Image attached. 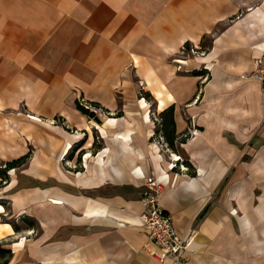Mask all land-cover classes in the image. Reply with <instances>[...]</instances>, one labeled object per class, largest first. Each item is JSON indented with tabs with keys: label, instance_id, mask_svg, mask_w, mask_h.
Wrapping results in <instances>:
<instances>
[{
	"label": "crops",
	"instance_id": "obj_1",
	"mask_svg": "<svg viewBox=\"0 0 264 264\" xmlns=\"http://www.w3.org/2000/svg\"><path fill=\"white\" fill-rule=\"evenodd\" d=\"M261 48L264 0H0V168L30 152L0 185L8 264H264ZM151 174L180 262L151 254Z\"/></svg>",
	"mask_w": 264,
	"mask_h": 264
},
{
	"label": "built area",
	"instance_id": "obj_2",
	"mask_svg": "<svg viewBox=\"0 0 264 264\" xmlns=\"http://www.w3.org/2000/svg\"><path fill=\"white\" fill-rule=\"evenodd\" d=\"M184 49H188L191 53L198 52L192 46L188 47L184 45ZM248 76L264 83V48H261L260 54L253 59ZM204 78L206 79L207 75ZM80 102L90 109L94 107L83 99H80ZM152 140L164 148H169L161 135L157 138L153 137ZM184 160L185 158L181 155H174L173 153L169 169L179 168L180 170H188L189 166L184 163ZM68 163L72 164L70 161ZM73 165L75 166L76 164ZM143 187L140 196L142 205L140 219L142 226L147 232L148 241L153 246L151 254L160 261L169 258L174 262H180L183 251L190 247L193 233L186 236L180 235L176 230L171 213L165 210L159 203V195L164 188L163 180L159 175L151 174L146 176L143 181ZM30 230H33V228Z\"/></svg>",
	"mask_w": 264,
	"mask_h": 264
},
{
	"label": "trees",
	"instance_id": "obj_3",
	"mask_svg": "<svg viewBox=\"0 0 264 264\" xmlns=\"http://www.w3.org/2000/svg\"><path fill=\"white\" fill-rule=\"evenodd\" d=\"M185 46H188V44L186 43ZM202 72V70H201ZM147 97L151 96L150 93L146 94ZM90 105L95 106V107H99L98 103L95 102H88ZM76 106L78 107V109H80L82 112L88 114L90 117H94L95 114L93 111L90 110V108L84 106L81 102L80 99L76 100ZM158 116H160L158 123H159V129H158V136L159 135H166V138L172 143L173 142V136H172V131H173V106H168L165 107L159 114ZM162 117V118H161ZM153 138V137H152ZM186 138V136L182 137L180 140L184 141ZM166 142V141H165ZM168 144V142H166ZM169 147V145H168ZM30 156V152L12 160L7 162L3 168H0V173H1V179L6 180L7 179V170L14 168L15 166H19L21 164H23L24 162H26V160L29 158ZM184 163L186 165L189 166L187 160H184ZM1 185V184H0ZM26 224L28 225H34V221L33 220H26L25 221ZM14 229L16 228V225L13 224ZM11 249L10 248H6L1 246L0 244V264H8L9 259L11 257Z\"/></svg>",
	"mask_w": 264,
	"mask_h": 264
},
{
	"label": "rangeland",
	"instance_id": "obj_4",
	"mask_svg": "<svg viewBox=\"0 0 264 264\" xmlns=\"http://www.w3.org/2000/svg\"><path fill=\"white\" fill-rule=\"evenodd\" d=\"M148 99L151 101V97H150V96L148 97ZM151 104L154 105V102H151ZM2 166H4V165H2ZM13 172H14V168L11 169V170H8V171L6 172V174H8V176H10ZM8 176H7V179H8ZM7 179H6V180H3V181H2V179H0V184L2 185V184H4V183H6ZM5 203H6V210H8V209H7V207H8V206H7V202H5ZM6 213H7V212H6ZM19 218H20V217H18V219H17L18 221H19ZM14 222H15V221H14ZM30 231H31V234H32V235L35 234V233H36V228H33V230H30Z\"/></svg>",
	"mask_w": 264,
	"mask_h": 264
}]
</instances>
